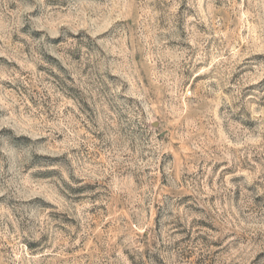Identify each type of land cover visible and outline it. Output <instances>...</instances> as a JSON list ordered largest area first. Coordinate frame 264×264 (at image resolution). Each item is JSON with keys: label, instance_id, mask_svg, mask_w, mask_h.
Here are the masks:
<instances>
[{"label": "rangeland", "instance_id": "374dc122", "mask_svg": "<svg viewBox=\"0 0 264 264\" xmlns=\"http://www.w3.org/2000/svg\"><path fill=\"white\" fill-rule=\"evenodd\" d=\"M0 264H264V0H0Z\"/></svg>", "mask_w": 264, "mask_h": 264}]
</instances>
